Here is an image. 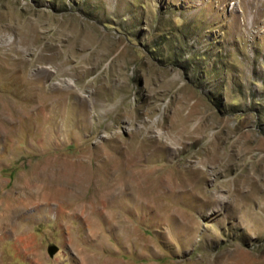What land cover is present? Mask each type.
Instances as JSON below:
<instances>
[{"label":"rangeland","instance_id":"1","mask_svg":"<svg viewBox=\"0 0 264 264\" xmlns=\"http://www.w3.org/2000/svg\"><path fill=\"white\" fill-rule=\"evenodd\" d=\"M253 6L0 0V264H264Z\"/></svg>","mask_w":264,"mask_h":264},{"label":"bare ground","instance_id":"2","mask_svg":"<svg viewBox=\"0 0 264 264\" xmlns=\"http://www.w3.org/2000/svg\"><path fill=\"white\" fill-rule=\"evenodd\" d=\"M246 1H247L248 4H250V7H249V10H250L249 29H250V28L254 27L259 22L260 17L262 15V11H261V9L253 6L255 0H246ZM262 2H264V0H262ZM253 9H254V11H253ZM35 108H36V106H35ZM31 113H32V107H29V106H21V107L18 108V107H16L15 103H11V102H8V101H6V103L4 105H0V137H3L4 133L7 135L8 132L9 133H10V131L14 132L15 130H18L19 128H20V130L22 129V130L26 131L27 128H25V126L22 125V123L24 124V122L28 121L29 115ZM8 136H10V135H8ZM44 169H46V167ZM35 183L36 182H33L32 180H30V181L29 180H25L23 186L26 187V189L30 188V189H28L30 191V190H32L35 187V185H36ZM47 186H48V184H47ZM30 196H31L30 194H27L25 197L21 195L20 197L16 198V200H17L16 202L18 203V207L27 208L28 206L33 205ZM32 199H33V197H32ZM57 200H59V199H57ZM8 208H10V206Z\"/></svg>","mask_w":264,"mask_h":264},{"label":"water","instance_id":"3","mask_svg":"<svg viewBox=\"0 0 264 264\" xmlns=\"http://www.w3.org/2000/svg\"><path fill=\"white\" fill-rule=\"evenodd\" d=\"M56 250H57V248H51V249L49 250L50 255H53L54 252H56Z\"/></svg>","mask_w":264,"mask_h":264}]
</instances>
